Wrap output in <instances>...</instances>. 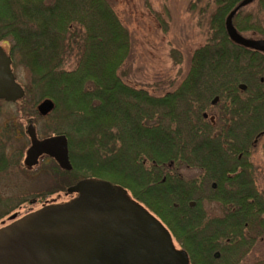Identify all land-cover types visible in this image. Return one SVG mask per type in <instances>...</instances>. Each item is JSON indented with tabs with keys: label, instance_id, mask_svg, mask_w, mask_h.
Listing matches in <instances>:
<instances>
[{
	"label": "trees",
	"instance_id": "16d2710c",
	"mask_svg": "<svg viewBox=\"0 0 264 264\" xmlns=\"http://www.w3.org/2000/svg\"><path fill=\"white\" fill-rule=\"evenodd\" d=\"M241 1L211 0L204 6L206 43L193 52L179 86L157 95L129 85L120 74L132 44L111 0H0V40L10 44L13 67H23L30 76L17 103L24 112L29 95L35 104L53 99L58 123L47 137L68 138L71 170L50 157L41 159L52 161L58 190L84 178L120 185L167 222L192 264H241L264 236L263 198L235 199L237 212L230 219L236 228L232 235L216 233L197 208L187 206L192 199L188 190L174 188L169 176L162 183L158 173L149 171L151 162L210 159V123L202 113L212 97L237 94L239 83L248 85L245 93L255 102L251 129H264V51L233 41L226 30L227 16ZM253 3V9H246ZM233 25L247 38L264 39V0L241 7ZM70 61L74 64L68 69ZM0 128V178H6L21 170L25 138L15 142L27 130L13 118L2 119ZM253 131L244 139L250 140ZM16 199L0 191V221L22 204ZM215 250H221L218 260H212ZM253 264H264V258Z\"/></svg>",
	"mask_w": 264,
	"mask_h": 264
},
{
	"label": "water",
	"instance_id": "95a60500",
	"mask_svg": "<svg viewBox=\"0 0 264 264\" xmlns=\"http://www.w3.org/2000/svg\"><path fill=\"white\" fill-rule=\"evenodd\" d=\"M252 1L242 0L229 13L226 30L233 41L264 51V39L247 38L233 25L237 11ZM25 94L10 55L0 45V99L17 102ZM54 108L51 98L37 105L41 116ZM27 134L30 146L24 163L28 168L46 155L63 170L72 169L65 134L39 138L34 124L27 127ZM68 193L81 195L29 213L2 231L0 264H189L186 251L175 247L167 228L120 185L84 178L69 186Z\"/></svg>",
	"mask_w": 264,
	"mask_h": 264
},
{
	"label": "rangeland",
	"instance_id": "374dc122",
	"mask_svg": "<svg viewBox=\"0 0 264 264\" xmlns=\"http://www.w3.org/2000/svg\"><path fill=\"white\" fill-rule=\"evenodd\" d=\"M111 1L131 37V56L120 69L123 79L131 86L146 88L157 95H164L175 90L190 68L193 52L207 41L209 35L207 14L202 10L207 3H211V0ZM254 7L253 3L246 9L250 10ZM0 45L9 51V43L0 40ZM73 64L70 61L67 68H72ZM13 69L25 88L30 77L28 72L19 66ZM35 100V97L29 95L24 112L21 111V105L17 102L1 101L0 111L5 117L1 116L0 121L5 118L9 121L13 118L23 125L24 130H27L30 124H34L39 137H47L58 123V113L51 112L47 116H40L37 105L42 100L36 104ZM210 105L211 100L205 109L209 114L212 112ZM24 138L26 148L21 170L12 172L6 178H0V191L17 198L16 202H23L13 213L0 221V234L27 213L46 206L63 204L71 196L76 195L75 193L67 194L66 187L58 190L59 185L55 182H60V179L51 170L53 163L50 159L41 160L39 166L31 170L25 169L24 159L30 146L29 136L26 133L23 134L21 140L16 141L15 144L21 143ZM252 158L263 165L264 137L259 140ZM262 169L259 183L264 188V167ZM196 173L194 170L185 172L190 177ZM126 193L135 201L130 192L126 190ZM139 204L146 208L141 202ZM174 238L178 247L180 243L176 237ZM260 258H264V236L256 242L241 264H253Z\"/></svg>",
	"mask_w": 264,
	"mask_h": 264
},
{
	"label": "flooded vegetation",
	"instance_id": "af4514ba",
	"mask_svg": "<svg viewBox=\"0 0 264 264\" xmlns=\"http://www.w3.org/2000/svg\"><path fill=\"white\" fill-rule=\"evenodd\" d=\"M6 52L12 58L10 48ZM260 79L261 82H264V76ZM242 85L245 87L242 88ZM247 89V84L239 83L237 94L229 93L224 97L219 95L214 96L211 99L210 105L212 112L210 114L207 111L202 113L203 118L210 123L211 141L213 144V155L210 159H172L162 161L160 162L161 164L151 162L149 165V171L151 173H158L162 183L169 176L171 178L170 184L174 188L188 190L192 199L188 201L187 206L189 208H197V215L201 216L204 223L210 224L211 230L216 233H222L225 230L226 235H232L233 229L236 228L230 219L232 218V214L237 212L235 199L248 198L249 201L255 198L264 199V188L259 183L264 162L263 165H260V162L252 158L253 151L258 146L259 140L264 137V129H259L256 132L257 129H251L250 127L252 121L250 106L254 105L255 102L254 104L250 102V98L253 96L245 93ZM262 121L264 123V117ZM0 130H3V128H0ZM248 130H254V134L250 140L244 139V134ZM223 136H227L228 142L224 143ZM207 164L210 166V169L204 167ZM191 170L197 172L193 177L185 174L186 171ZM178 181H181L182 184ZM80 195L77 193L75 196H71L63 204L70 202ZM148 211L169 230L175 247L178 250L186 251L189 264H192L190 255L182 244L180 243L177 247L175 236L167 222L150 208ZM202 227L205 228L206 225ZM245 227H247V224H245ZM229 241L230 239L226 238L225 242ZM219 242L222 243L219 240L216 241L218 244ZM212 257V260L220 259L221 250H215Z\"/></svg>",
	"mask_w": 264,
	"mask_h": 264
}]
</instances>
